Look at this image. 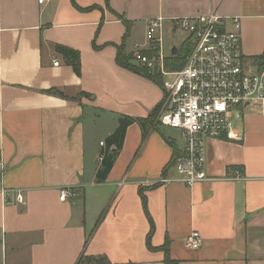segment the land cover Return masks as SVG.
<instances>
[{"label": "crops", "instance_id": "0c3cea01", "mask_svg": "<svg viewBox=\"0 0 264 264\" xmlns=\"http://www.w3.org/2000/svg\"><path fill=\"white\" fill-rule=\"evenodd\" d=\"M74 3L82 11L71 0H0V264H76L82 253L109 264H164L165 253L147 247L141 190L155 228L151 245L168 241L173 261L264 264V114L258 108L235 127L240 141L208 143L211 183L161 184L177 177L174 168L164 172L173 158L169 141L181 150L184 140L178 145L160 128L143 139L137 124L128 128L106 182L96 181L100 144L118 119H146L164 96L159 85L117 65L127 28L113 13L131 24L126 48L132 54L147 50L149 21L162 20L165 38L176 34L178 19H239L243 55L264 68V0ZM55 46L79 53L80 77ZM50 90L93 98L77 102ZM63 188L78 197L61 202ZM193 232L203 239L198 251L186 245Z\"/></svg>", "mask_w": 264, "mask_h": 264}, {"label": "built area", "instance_id": "2783aa9c", "mask_svg": "<svg viewBox=\"0 0 264 264\" xmlns=\"http://www.w3.org/2000/svg\"><path fill=\"white\" fill-rule=\"evenodd\" d=\"M228 23L231 30L227 29ZM172 26L174 33L187 36L182 45H190L181 70H167L171 54L164 51L161 19L149 21L147 50L137 48L134 56L139 65L162 77L164 96L158 124L179 130L184 140L173 167L176 179H162L160 183L192 188L215 181L206 171L208 143L224 138L240 141L242 137L235 130L234 121L243 122L249 108H258L264 114V68L243 55L239 19L199 16L178 19ZM150 51L152 54L145 53ZM58 65L55 61L54 66ZM100 145L104 147V143ZM77 197L73 188L60 190L61 202ZM17 201L23 204L22 194L17 195ZM186 245L190 250H200L203 246L200 233L193 232Z\"/></svg>", "mask_w": 264, "mask_h": 264}, {"label": "trees", "instance_id": "16d2710c", "mask_svg": "<svg viewBox=\"0 0 264 264\" xmlns=\"http://www.w3.org/2000/svg\"><path fill=\"white\" fill-rule=\"evenodd\" d=\"M71 1L75 5L74 0H71ZM76 8L78 10L82 11V9L78 8V6H76ZM88 10H92V9H87L86 11H88ZM113 14L115 16H117V18H119V20H121L127 28V32H126V35L123 39L122 44L117 47V56H116L117 65L121 68H124V69L138 75V76L144 77V78L154 82L155 84L159 85L162 88V77L160 75H157L156 73L150 71L146 67L139 65L136 62V58H135L134 54L127 51L126 42H127L129 35H130L131 24L129 22H127L123 17H120L115 13H113ZM55 51H56V53H58L59 55H61L64 58L66 64L73 69L74 73L78 77H80L81 76V64H80L79 53L77 51H74L70 48L63 47V46H55ZM189 52H190V45L188 43L182 45L177 50V54L175 56H173V55L169 56V59L167 60V70L168 71H179V70H181L183 65H184L185 58L189 54ZM145 53L146 54H152L151 51L145 52ZM260 65L262 66V63ZM47 93L50 95L58 96L60 98L69 99V100H73V101H77V102H80V99H82V98H86L89 100H91L93 98L91 95L86 94V93H81V94L77 95L75 98H68L57 90H50V91H47ZM161 106H162V104L155 107L154 110L149 115V117L146 119H137V118H132V117H128V116H123V117H120L118 119L117 128L112 133V135H110L105 140L104 148L100 153V156L102 157V161L100 163V167H99L97 174H96L97 184H102V183L106 182V180H107L110 172L112 171V169L115 165V162H116V160H117V158H118V156H119V154L123 148L126 133H127V130L130 126H132L134 124L139 125L143 131V139L147 138L148 134L150 133V130H158V117L160 114ZM169 143L173 148V158H172L171 162L168 164V166L165 168L164 172H166L168 169H171L174 167L176 158L179 155V150H177L175 148V145L171 141H169ZM141 197H142V202L144 205L145 212L148 216L149 223H150V231H149V234L147 236V247H148V249L151 251H157V250L163 251L165 253L164 264H180L179 262L173 261L170 258L168 241L165 242L164 246L161 248H154L151 245V238H152V235L154 233L155 228H154L153 221L151 220V218L149 217V214L147 212V204H146L147 200H146V197L144 195L143 190H141ZM76 264H109V262L105 257L89 258V257H85L84 253H82V255L80 256V258L78 259Z\"/></svg>", "mask_w": 264, "mask_h": 264}, {"label": "rangeland", "instance_id": "374dc122", "mask_svg": "<svg viewBox=\"0 0 264 264\" xmlns=\"http://www.w3.org/2000/svg\"><path fill=\"white\" fill-rule=\"evenodd\" d=\"M186 39H187V36L184 34H181V33H176V34L166 33V36H165V43H166L165 53L166 54L170 53L173 43H175L176 46L177 45L180 46V45H182V43ZM241 122L242 121H234V127H239ZM159 128L162 131H164L168 137L175 140L178 145H182L183 136L179 130L171 129V128H168V127H165V126L158 124V129Z\"/></svg>", "mask_w": 264, "mask_h": 264}, {"label": "water", "instance_id": "95a60500", "mask_svg": "<svg viewBox=\"0 0 264 264\" xmlns=\"http://www.w3.org/2000/svg\"><path fill=\"white\" fill-rule=\"evenodd\" d=\"M171 54L175 56L177 54V48L174 47L171 51Z\"/></svg>", "mask_w": 264, "mask_h": 264}]
</instances>
